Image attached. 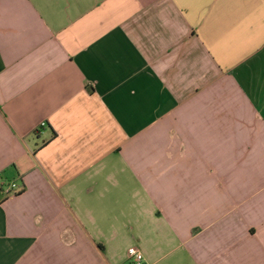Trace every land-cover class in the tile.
<instances>
[{
    "label": "crops",
    "instance_id": "obj_1",
    "mask_svg": "<svg viewBox=\"0 0 264 264\" xmlns=\"http://www.w3.org/2000/svg\"><path fill=\"white\" fill-rule=\"evenodd\" d=\"M133 246L264 264V0H0V264Z\"/></svg>",
    "mask_w": 264,
    "mask_h": 264
},
{
    "label": "built area",
    "instance_id": "obj_2",
    "mask_svg": "<svg viewBox=\"0 0 264 264\" xmlns=\"http://www.w3.org/2000/svg\"><path fill=\"white\" fill-rule=\"evenodd\" d=\"M2 185L6 194H16L21 190L20 185L16 181L3 182ZM128 256L135 264H143L144 262V256L137 247H130L128 249Z\"/></svg>",
    "mask_w": 264,
    "mask_h": 264
},
{
    "label": "rangeland",
    "instance_id": "obj_3",
    "mask_svg": "<svg viewBox=\"0 0 264 264\" xmlns=\"http://www.w3.org/2000/svg\"><path fill=\"white\" fill-rule=\"evenodd\" d=\"M7 177H8L7 179H11V178H12V177H11V176H9V175H8Z\"/></svg>",
    "mask_w": 264,
    "mask_h": 264
}]
</instances>
